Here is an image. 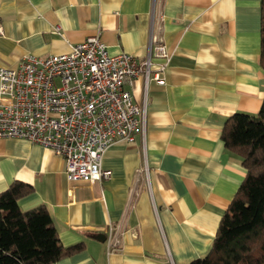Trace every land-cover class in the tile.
<instances>
[{
  "label": "crops",
  "instance_id": "crops-1",
  "mask_svg": "<svg viewBox=\"0 0 264 264\" xmlns=\"http://www.w3.org/2000/svg\"><path fill=\"white\" fill-rule=\"evenodd\" d=\"M260 25V0H0V66L67 52L91 34L139 61L153 35L167 49L150 60L151 72L164 63L162 84L142 74L126 84L145 104L144 127L105 149L108 179L71 189L62 156L0 137V191L28 183L19 207L44 204L61 243H81L51 264H189L207 254L245 174L222 127L235 111L257 113L264 96ZM109 226L121 231L117 250Z\"/></svg>",
  "mask_w": 264,
  "mask_h": 264
},
{
  "label": "built area",
  "instance_id": "built-area-1",
  "mask_svg": "<svg viewBox=\"0 0 264 264\" xmlns=\"http://www.w3.org/2000/svg\"><path fill=\"white\" fill-rule=\"evenodd\" d=\"M152 37L142 61L110 53L91 34L67 52L27 53L15 65L0 66V137L25 138L62 156L71 189L108 179L110 171L101 166L105 149L144 127L145 104L133 101L126 84L139 74L164 82V63L151 72L150 60L152 53L166 57L167 49ZM112 228L106 242L117 250L121 231L111 234Z\"/></svg>",
  "mask_w": 264,
  "mask_h": 264
},
{
  "label": "trees",
  "instance_id": "trees-1",
  "mask_svg": "<svg viewBox=\"0 0 264 264\" xmlns=\"http://www.w3.org/2000/svg\"><path fill=\"white\" fill-rule=\"evenodd\" d=\"M260 53L264 68V0H260ZM227 150L237 154L244 177L222 214L206 255L189 264H264V96L257 113L235 111L221 130ZM31 185L14 180L0 191V264H51L81 248L64 246L44 204L21 209Z\"/></svg>",
  "mask_w": 264,
  "mask_h": 264
}]
</instances>
